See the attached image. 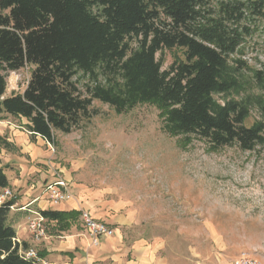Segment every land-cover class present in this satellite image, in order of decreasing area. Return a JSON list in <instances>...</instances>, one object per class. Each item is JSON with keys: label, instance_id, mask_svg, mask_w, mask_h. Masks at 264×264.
Masks as SVG:
<instances>
[{"label": "trees", "instance_id": "16d2710c", "mask_svg": "<svg viewBox=\"0 0 264 264\" xmlns=\"http://www.w3.org/2000/svg\"><path fill=\"white\" fill-rule=\"evenodd\" d=\"M216 7L209 0H0V113L24 119L32 137L53 145L55 132L69 134L89 118L93 100L117 114L152 104L171 136H194L212 149L264 147V99L255 100L261 120L250 127L245 101L214 99L241 87L230 60L242 41L234 26L246 8L264 23V0H222ZM174 48L184 60L161 70L156 54ZM28 65L34 69L24 91L4 98L5 73ZM79 72L102 76L105 85L83 96L73 81ZM253 81L264 96V71ZM0 188H8L2 169ZM13 204L0 205V264H35L21 257L27 245L16 242L7 223ZM39 213L59 231L80 215Z\"/></svg>", "mask_w": 264, "mask_h": 264}, {"label": "rangeland", "instance_id": "374dc122", "mask_svg": "<svg viewBox=\"0 0 264 264\" xmlns=\"http://www.w3.org/2000/svg\"><path fill=\"white\" fill-rule=\"evenodd\" d=\"M220 1L209 0L213 11ZM235 27L242 41L230 60L241 87L214 99L245 101L250 127L261 120L255 100L264 99L253 81L255 72L264 71V23L246 8ZM155 58L168 70L184 55L177 48L162 49ZM33 69L5 73L4 98L21 94ZM73 81L83 96L87 88L105 85L102 76L95 80L81 72ZM159 114L152 104L117 114L93 100L89 118L69 134L55 132L52 145L30 136L24 119L0 113V164L14 166L13 176L35 167L45 182L61 179L88 187L110 208L130 216L129 240L163 243L178 264H231L241 254L264 264V147L212 149L194 136L169 135Z\"/></svg>", "mask_w": 264, "mask_h": 264}, {"label": "crops", "instance_id": "0c3cea01", "mask_svg": "<svg viewBox=\"0 0 264 264\" xmlns=\"http://www.w3.org/2000/svg\"><path fill=\"white\" fill-rule=\"evenodd\" d=\"M34 138L46 142L40 137ZM48 155L46 151L44 156L47 158ZM10 167L0 164V169L8 181L6 189L10 190L13 196L7 198L5 203L14 200L7 223L15 231L16 241L26 244L27 249H35L43 264H178V256L173 255L170 248L163 243L148 239L129 240L126 231L132 226L133 220L130 216L110 208L108 202L88 187L77 183L70 184L69 190L73 198L58 206H50L44 188L55 181L54 179L45 182L46 178L43 177L46 176H37L40 172L35 167L31 168L29 174L24 172L13 176L14 171L12 172ZM31 174L34 179L29 178ZM38 177L43 180L38 181ZM6 189L0 188V196ZM45 210L87 211L97 221L107 224L113 230V236L93 240L87 235L79 215L65 231H59L55 222L46 219L45 237L35 241L27 231V220L32 216V212ZM129 233L136 232L132 230Z\"/></svg>", "mask_w": 264, "mask_h": 264}, {"label": "built area", "instance_id": "2783aa9c", "mask_svg": "<svg viewBox=\"0 0 264 264\" xmlns=\"http://www.w3.org/2000/svg\"><path fill=\"white\" fill-rule=\"evenodd\" d=\"M44 193L47 194L50 206H58L61 203L67 202L73 198L69 185L61 179H56L45 187ZM10 190L6 189L0 196V205L5 203L7 198H12ZM80 218L82 220L84 229L89 237L93 240L101 238H109L113 236V230L105 223L94 219L89 212L81 211ZM46 219L39 212H32V216L27 220V231L35 241H39L45 237ZM17 242V241H16ZM19 254L26 261L34 262L35 264H43V260L39 257L36 250L29 248L26 250L20 249ZM231 264H262L258 259L247 255L241 254Z\"/></svg>", "mask_w": 264, "mask_h": 264}]
</instances>
